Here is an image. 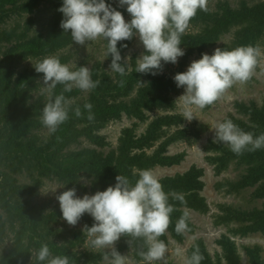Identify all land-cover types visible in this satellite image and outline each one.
Returning <instances> with one entry per match:
<instances>
[{
	"label": "trees",
	"instance_id": "16d2710c",
	"mask_svg": "<svg viewBox=\"0 0 264 264\" xmlns=\"http://www.w3.org/2000/svg\"><path fill=\"white\" fill-rule=\"evenodd\" d=\"M30 2L31 0H0V19L8 13L9 7H22ZM62 4L63 0L54 3L45 32L35 33L31 37L25 32L12 34L5 31L0 34V163L21 167L34 161L42 176L56 177L70 186L68 189L79 185V172L84 171L94 177L95 186L99 187V191L114 186L118 175L128 178L134 185L139 179L140 170L156 165L172 166L181 163L185 152L169 154L167 149L171 143L187 135V127L171 132L164 128L179 125L182 122L179 114L157 116L149 123L145 133L139 136L135 133L134 126L124 128L113 158L106 156L103 150L91 146L72 150L61 158L60 151L68 145L80 143L81 137H86L95 144H104V137L97 133L95 128L97 122L120 118L123 112L145 119V109L173 105L167 96L162 95L159 84L156 83L150 87H142L128 104L117 100L129 94L138 82L144 83L147 73L135 72L136 61L131 67L129 63L126 65V70L131 68V71L125 76L113 71L110 73L101 62L94 63L91 67V78L93 81L99 80L100 83L96 88L89 90V96L85 99L82 98L80 89L74 87L71 92H63V85L59 84L51 93H40L43 73H37L33 64L45 57H56L62 64L67 65L73 56L70 52H57L73 42L70 31L64 32L60 26L64 16L58 9ZM216 6L215 10H198L191 19L207 22L201 32L182 34L180 46H185L188 54L204 52L233 27H237L234 37L230 42L222 44V50L247 45L258 46L257 42L264 34V0L256 4L243 2L238 7H233L228 0H220ZM4 40H15V43L3 51ZM120 47L121 41L118 42L117 48L123 58ZM108 56L111 62V54ZM28 58L34 59L32 65H23V61ZM121 62L123 63V59ZM86 65L87 62L83 60L70 70H77ZM121 80L125 82L123 87L120 86ZM62 92L72 101L69 118L56 132H50L49 137L39 143L38 137L28 136V130L45 127L41 122L42 109L49 95L54 98ZM85 103L93 105L91 111L95 119L92 121L87 118L88 110L83 107ZM77 106L83 113L80 117L74 112ZM235 107L238 115L231 112L225 120H232L241 130L252 133L254 137L264 134V101L259 104L256 100H239L235 102ZM162 137L164 138L161 140ZM157 141L159 143L156 145ZM151 147L154 149L148 152L147 148ZM205 147L211 152L207 158L214 164L217 175L227 170L233 161L246 166L239 177L220 180L217 186L226 188L230 193H240L253 187L252 197L263 199V203L262 206L251 208L220 203L214 224L226 226L227 230L216 238L219 250L213 254L205 240L199 237L188 249V258L190 259L198 248L202 256L200 264H243L235 238L264 233V148L256 151L245 150L241 155H237L227 144H215L213 139L209 140ZM30 168L28 166V169ZM133 170L136 175H133ZM202 174V169L192 166L186 172L159 178L164 192L168 195V203L174 208L166 233L159 237L165 243L169 241L170 236L178 241L185 238L184 232H176L175 225L184 212H187L186 207L203 212L210 210L209 203L201 194L204 187ZM31 189L32 186L20 183L12 172L0 167V206L6 212L7 221L17 227L14 244L1 258L0 264H29L32 259L34 264H41L35 260V253L43 244L48 245L52 256L69 257L70 264H81L85 258L98 264L97 257L100 255L78 254L71 246L60 244L51 238L57 231L53 223L57 221L58 214L45 211L44 204L26 199L23 195ZM177 194L183 195L184 202L174 198ZM82 217L85 221H90L88 213ZM186 223L188 228L192 229L193 223L189 215ZM119 245L121 249H133L137 259H143L139 253L147 251L143 238L121 236ZM243 249L248 264H264V253L260 244H245ZM42 264H47V261Z\"/></svg>",
	"mask_w": 264,
	"mask_h": 264
},
{
	"label": "clouds",
	"instance_id": "9594fccd",
	"mask_svg": "<svg viewBox=\"0 0 264 264\" xmlns=\"http://www.w3.org/2000/svg\"><path fill=\"white\" fill-rule=\"evenodd\" d=\"M208 0H119L121 7L127 6L131 20L126 21L121 11L109 5L106 0H63L58 11L63 13L61 28L71 33L74 43L85 45L88 41L103 37L108 41L107 52L112 56L109 69L125 76L130 56L122 58L117 48L119 41L131 40L138 36L145 52L136 59L135 72L156 75L162 70V62L178 63L185 55L180 47L181 36L198 10L208 11ZM122 47L127 48V44ZM262 56L259 46L247 45L232 50L217 47L213 54L204 53L202 58L193 60L184 72L174 76L177 87H183L184 93L178 98L184 119L191 121L193 106L203 109L212 105L227 89L236 83H246L251 79L254 69ZM123 59V63L121 62ZM37 73H43V83L48 93L56 86L63 85V92L78 88L89 91L96 88L100 81H93L90 69L80 66L70 70L56 57H45L33 64ZM120 81V86H124ZM63 92L53 98L49 95L42 109L41 122L52 133L69 118L72 101ZM88 120L95 119L93 105L85 103ZM77 117L82 116L79 106L74 109ZM213 143H225L230 150L241 155L245 150L256 151L264 148V134L254 137L250 132L241 130L232 120L215 125ZM133 170V175H136ZM139 179L134 185L128 178L118 175L117 183L95 194L77 195L76 188L63 191L56 198L60 203L62 218L75 226L85 213L94 218L91 227L85 225L90 244L95 249H110L111 264H126V257L117 251L115 245L121 236L143 238L147 251L139 254L144 261L163 260L167 247L159 237L163 236L170 225V214L174 208L168 203V195L151 169L140 170ZM175 199L184 202L183 195ZM188 213L184 212L175 225L178 234L187 230ZM108 252L105 259H108ZM182 250L176 249V255ZM202 256L199 249L193 252L188 264H200ZM35 260L47 264H69V257L51 255L47 244H43L35 253ZM33 261V259H32ZM34 264V262H33Z\"/></svg>",
	"mask_w": 264,
	"mask_h": 264
},
{
	"label": "rangeland",
	"instance_id": "374dc122",
	"mask_svg": "<svg viewBox=\"0 0 264 264\" xmlns=\"http://www.w3.org/2000/svg\"><path fill=\"white\" fill-rule=\"evenodd\" d=\"M57 0H31V2L22 7H9V11L6 15H3L0 19V34L3 32H13L21 34L26 33L28 36H33L38 32H45L47 27L48 18L51 14L52 7ZM220 0H208L207 8L215 10L216 4ZM233 7L240 6L243 2L249 4H256L262 0H228ZM106 2L117 10L121 11L126 21L131 20L130 13L127 12V6L121 7L119 0H106ZM207 22L201 20H191L187 33H199L203 30V27ZM237 27L231 28V30L223 34L218 42L209 48H206L204 52H194L188 54V50L185 46H180L185 50V55L178 58V63H164L162 62V70L158 71L156 75L147 73L144 78V83L138 82L134 89L117 100H123L127 103L134 98L140 89L144 86H152L153 83L159 84V89L162 91L163 96H167L169 100L173 102L172 106L166 107H153L145 109L146 118L140 119L134 115H128L123 112L120 118H109L104 121L95 123L97 133L104 137V144L92 143L88 138L81 137L80 143H73L64 147L60 151L61 158L65 157L72 150H78L85 146L97 147L104 151L106 156L115 157L121 133L124 128L134 126L135 133L139 136L148 128L149 123L157 116H163L166 114L181 115L182 122L179 125H172L170 127L164 126L165 129L171 131L187 127L188 133L185 137L173 142L168 146L167 153L174 154L178 152H185V158L179 164L172 166L156 165L150 168L153 173L159 178L166 175H174L176 173H183L189 170L192 166H196L203 170L201 179L204 181V187L201 194L206 198L210 205V210L203 212L193 208L186 207L191 222L193 223L192 229L187 227L185 238L182 241H178L170 236V239L166 244L167 251L163 260L153 261L152 264H188V249L199 237H202L209 250L214 254L219 250V246L216 243L218 238L223 232L227 230L226 226H217L214 224L215 214L219 211L220 203H229L236 206L251 208L254 206H262L263 199H255L252 197V188L242 190L240 193H230L224 187L217 186V182L226 178L235 179L245 171L246 166L238 164L233 161L229 168L222 174L217 175L215 173L214 164L211 163L207 156L211 154L205 147L209 140L214 139L215 130L212 129L219 122H223L227 115L231 112L238 115L235 107L236 101H249L256 100L259 104L264 101V34L258 40L257 44L261 48L262 56L258 61L257 67L253 71L251 79L246 83H236L231 88L227 89L212 105L206 106L203 109H199L193 106L194 118L191 121L184 119L182 115L181 101L178 98L184 93L183 87H177L174 81V76L179 72L187 70L188 66L193 60L202 58V54H213L217 47L222 44L230 42L236 31ZM10 38V37H8ZM3 51L6 47L15 43V40H4ZM108 41L103 37L94 41H88L85 45H78L74 41L57 52H70L72 53V60L67 64L69 68L75 67L79 62L85 60L87 67L90 69L94 63L101 62V65L109 69L111 64L110 58L107 52ZM123 44H127L128 47H122ZM121 51L123 58H129L128 63L131 67L136 59L145 52L142 43L138 36H134L131 40L121 41ZM222 49V48H221ZM33 58H28L23 61V65H32ZM46 90V86L42 85L40 93ZM37 95V93H36ZM89 96V91H82V98L85 99ZM120 102V101H117ZM128 104V103H127ZM28 136L33 135L38 137V142H43L50 135V131L47 127L41 129L35 128L28 130ZM164 137L161 138V140ZM159 141L155 144L157 145ZM154 147L147 148L148 152H151ZM13 165L11 163H0L2 169H6L12 172L20 183L32 186L29 193H25L23 196L26 199L31 200L34 203L44 204L45 211L55 212L58 214L57 221H54V227L57 229L56 234L51 236L53 240L60 244H67L78 254H93L100 255L97 257L98 264H111L110 249H95L91 246L87 232H84V227L87 225L91 227L94 223V218L89 214L90 221H85L82 217L75 226L69 225L63 218L60 209V203L57 200V196L63 191L68 190L70 186L66 183L58 180L56 177L50 178L42 176L39 172L38 165L32 161L28 165ZM28 166L31 168L28 169ZM79 185L74 188L77 190V195L83 197L84 194H95L99 191L94 183V177L86 174L84 171L79 172L78 181ZM77 183V184H78ZM17 227L11 225L6 218V212L0 206V260L10 251L13 246V241L16 235ZM78 232V233H77ZM83 238V239H81ZM235 240L239 245V250L242 255L243 264H248L247 256L243 249L245 244H260L264 253V233H252L245 237H236ZM117 251L126 257V264H148L143 259H137L134 256L133 249H121L119 240L115 245ZM182 250L181 255H176V249ZM108 252V259L106 260L105 254ZM55 257V256H53ZM29 264H33L31 260ZM70 264V263H69ZM81 264H95V261L85 258L81 261Z\"/></svg>",
	"mask_w": 264,
	"mask_h": 264
}]
</instances>
